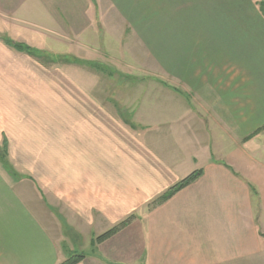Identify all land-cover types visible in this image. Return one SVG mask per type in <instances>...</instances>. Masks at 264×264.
<instances>
[{"label":"crops","instance_id":"crops-1","mask_svg":"<svg viewBox=\"0 0 264 264\" xmlns=\"http://www.w3.org/2000/svg\"><path fill=\"white\" fill-rule=\"evenodd\" d=\"M100 28L146 76L82 64ZM48 39L80 59L70 79ZM3 147L0 264H264V0H0Z\"/></svg>","mask_w":264,"mask_h":264},{"label":"rangeland","instance_id":"rangeland-1","mask_svg":"<svg viewBox=\"0 0 264 264\" xmlns=\"http://www.w3.org/2000/svg\"><path fill=\"white\" fill-rule=\"evenodd\" d=\"M101 23V22H100ZM101 26V25H100ZM102 26H105V23L103 21ZM101 26V27H102ZM101 33L99 34V41L98 44L93 46L94 53L92 52L91 56L86 58L89 59L86 63H82L86 65L87 67H92V70L95 71L96 76H103L107 80H111L114 82L115 79V86L119 85L120 83H125L126 85L128 83L133 82V80H136L135 76H146V73L143 70H146L143 66L138 69L141 71H131L126 68V63H133V57L129 51V40L124 38V41L122 39V34L119 32L117 35L109 32H105L104 29L100 28ZM6 38L12 40V37L10 35H6ZM34 34L32 32L29 33L28 38L34 39ZM50 41V44L53 43L54 46H51V48H58L57 50L65 52L64 55L56 56L55 53H51L50 51L45 52L46 56L43 57V60H45L46 63H48V70L56 69L55 64L59 65L58 69H65L64 75L68 79H70V75L72 73V66L73 61L80 60L75 57L76 52L72 49L70 44H63L55 42L53 39H48ZM33 49V48H32ZM37 52V50H34ZM39 55H41V52H37ZM51 65V66H50ZM60 65H64V67H60ZM85 69V66H83ZM57 69V70H58ZM74 69V67H73ZM87 77V76H86ZM51 127V126H50ZM48 126L47 131V142H48V148H47V154L48 155H55V143L57 141V135L60 134V131H55V128L52 129ZM54 127V126H53ZM62 134L65 132L61 131ZM249 138V137H248ZM69 150V148H67ZM37 154V153H36ZM0 157L2 155L0 154Z\"/></svg>","mask_w":264,"mask_h":264},{"label":"trees","instance_id":"trees-1","mask_svg":"<svg viewBox=\"0 0 264 264\" xmlns=\"http://www.w3.org/2000/svg\"><path fill=\"white\" fill-rule=\"evenodd\" d=\"M5 42L9 45H11L14 49L21 51V52H26L28 54H36V52L34 51V49H32L30 46L23 44V43H19V42H14L8 38H5ZM5 152V147L0 149V154L4 157L6 152ZM201 170H196L193 171L192 173H190L189 175H187L186 177H184L183 179H181L180 181L176 182L174 185H172L171 187H169L164 193H162L161 195H159L158 197H156L151 203L150 205H156L160 202H163L165 200H167L169 197H171L174 193H176L177 191H179L180 189L184 188L185 186H187L188 184H190L192 181H194L196 178H198L201 175ZM132 216H129L127 219H125L124 221H121L120 223H118L117 225L113 226L112 228H110L109 230L105 231L104 233L98 235L97 237H95L94 239V243H100L101 241L107 239L108 237H110L111 235H113L114 233H116L118 230H120L121 228H123L131 219ZM84 258V254H74V255H70L69 257H67L66 259L60 261L57 264H76L79 261H81Z\"/></svg>","mask_w":264,"mask_h":264}]
</instances>
